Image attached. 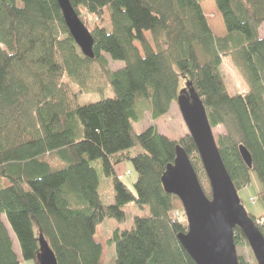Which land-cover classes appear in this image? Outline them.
<instances>
[{"label": "trees", "instance_id": "trees-1", "mask_svg": "<svg viewBox=\"0 0 264 264\" xmlns=\"http://www.w3.org/2000/svg\"><path fill=\"white\" fill-rule=\"evenodd\" d=\"M208 1L69 0L93 38L88 58L57 0H0V264L37 262L34 227L57 264H106L107 246L112 264H195L177 238L187 232L184 212L174 217L181 202L161 183L180 146L211 198L193 139L188 131L170 138L155 125L133 129L144 111L153 120L166 115L188 83L211 128L225 131L216 144L236 190L253 172L264 202V0H212L223 37L207 23ZM108 57L122 66L112 70ZM224 57L244 94L228 91ZM91 93L101 98L80 104V94ZM122 163L134 174L131 188L115 171ZM129 204L140 214L130 218ZM250 217L264 237V215ZM105 221L118 225L107 240ZM234 242L249 247L238 227Z\"/></svg>", "mask_w": 264, "mask_h": 264}, {"label": "water", "instance_id": "water-1", "mask_svg": "<svg viewBox=\"0 0 264 264\" xmlns=\"http://www.w3.org/2000/svg\"><path fill=\"white\" fill-rule=\"evenodd\" d=\"M64 23L83 56L93 58V38L71 6L69 0H57ZM186 95L177 96L181 117L192 137L205 175L211 198H207L192 164L180 147L175 159L161 177L163 190L181 202L187 232L177 238L195 264H239L234 242V228L243 233L256 264H264V237L242 206L218 152L204 106L191 84ZM240 154L250 167V155L242 146ZM38 264H57L53 252L46 248L37 255Z\"/></svg>", "mask_w": 264, "mask_h": 264}, {"label": "rangeland", "instance_id": "rangeland-1", "mask_svg": "<svg viewBox=\"0 0 264 264\" xmlns=\"http://www.w3.org/2000/svg\"><path fill=\"white\" fill-rule=\"evenodd\" d=\"M203 11H205L207 22L212 30V33H214L216 36L217 34H220L222 32V27L220 25V21L222 19H217L215 16L216 14L214 11L216 8L212 4H207L203 6ZM259 35L261 37L264 36V26H261L259 28ZM110 68L112 70H116L122 66L121 61H114L108 57ZM220 71L222 73V76L224 78V82L227 86L228 91L231 95H242L247 91V87L244 84V81L242 80L241 76L238 74V72L235 70L233 65L231 64L230 57H224L222 59V63L220 66ZM105 96H110L111 91L108 89L105 91ZM101 98V95L99 93H91V94H80V104H84L86 102L96 101ZM150 125H155L158 129V131L170 138L178 139L180 138L185 132H187L186 125L184 124V121L181 117L179 108L177 103H172L169 112L161 116L160 118L153 120L150 116V114L147 111H144L142 113V120L138 123H133V129L135 132L139 133L143 131L145 128H147ZM212 133L214 136V139L217 140L220 135H223L225 133L222 126H217L215 128H212ZM115 171L120 177L122 178V182H124L129 188H131V184L134 179V174L132 172V169L129 164L122 163L115 167ZM133 191V187H132ZM238 197L240 199V202L246 212L254 217L262 218L264 215V202L262 199L263 194V187L261 183H259L255 173L250 172L249 176V183L247 186H244L237 190ZM105 203L108 202V204L113 203V196L108 195V198L104 200ZM125 211L127 212V215L130 217L132 215H139L140 210L137 209L132 204H129ZM182 209H177L174 212V217H177L180 219ZM131 218V217H130ZM263 221V219H261ZM118 225L114 221H105L100 226V233L102 237L107 240L109 236L112 234L113 229L117 228ZM34 236L38 243V253H40L41 245L39 243V237L40 232L37 227H34ZM13 247L15 252L19 254V248L18 243L13 234L11 235ZM108 249H106V256L105 261L106 264H112L114 259V251L111 248V246H107ZM236 254L237 256H240L245 262H250V264H255L256 261L253 257V254L249 247L246 245H236ZM20 264H38L35 260H20Z\"/></svg>", "mask_w": 264, "mask_h": 264}, {"label": "crops", "instance_id": "crops-1", "mask_svg": "<svg viewBox=\"0 0 264 264\" xmlns=\"http://www.w3.org/2000/svg\"><path fill=\"white\" fill-rule=\"evenodd\" d=\"M207 4H212L214 7H215V4H214V2L211 0V1H208V2H205V3H202V8H203V6H205V5H207ZM216 8V7H215ZM205 11H203V13H204ZM214 13L216 14L215 16L217 17V19H222L221 18V16H220V14H219V12L217 11V9L214 11ZM204 15H205V13H204ZM205 17H206V15H205ZM207 20V19H206ZM208 23V22H207ZM220 25H221V27H222V32H220V34H217V37H223L225 34H226V29H225V26H224V24H223V21H220ZM211 29V28H210ZM212 31V30H211ZM214 34V33H213ZM215 35V34H214ZM216 36V35H215ZM264 37V36H263ZM111 204V203H110ZM10 235H12L11 233H10Z\"/></svg>", "mask_w": 264, "mask_h": 264}]
</instances>
